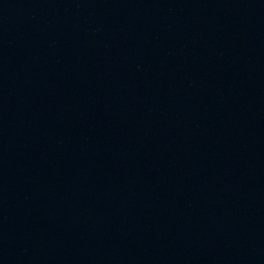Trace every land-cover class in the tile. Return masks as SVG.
<instances>
[{
	"label": "water",
	"instance_id": "obj_1",
	"mask_svg": "<svg viewBox=\"0 0 264 264\" xmlns=\"http://www.w3.org/2000/svg\"><path fill=\"white\" fill-rule=\"evenodd\" d=\"M0 264H264V0H0Z\"/></svg>",
	"mask_w": 264,
	"mask_h": 264
}]
</instances>
